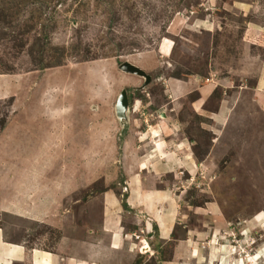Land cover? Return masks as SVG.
Instances as JSON below:
<instances>
[{"label":"rangeland","instance_id":"374dc122","mask_svg":"<svg viewBox=\"0 0 264 264\" xmlns=\"http://www.w3.org/2000/svg\"><path fill=\"white\" fill-rule=\"evenodd\" d=\"M251 1L245 16L223 9ZM249 22L264 25V0H0L4 239L60 252L58 228L96 230L93 201L108 192L121 207L116 222L140 236L129 264H264V103L252 91L264 35L245 39ZM123 62L149 82L141 87V78L118 70ZM173 81L188 91L170 101ZM122 90L127 114L119 124ZM219 103L230 108L212 123ZM156 136L163 158L154 156ZM183 145L199 163L194 171L180 167ZM125 176L140 191L171 193L169 237L160 239L155 226L139 231L144 215L126 204ZM56 186L68 217L54 215L57 229L1 210L2 199L29 193L34 212Z\"/></svg>","mask_w":264,"mask_h":264},{"label":"crops","instance_id":"0c3cea01","mask_svg":"<svg viewBox=\"0 0 264 264\" xmlns=\"http://www.w3.org/2000/svg\"><path fill=\"white\" fill-rule=\"evenodd\" d=\"M242 3L244 2H241L238 5L232 7L226 6L225 4L223 5V9H225L224 11H230L233 9L235 12L240 13L242 16L247 15L248 11H250L251 9L252 10L250 11V13L253 12L255 8L253 1L246 2V5ZM204 10L207 12L206 9ZM204 20L206 21V25H209V22L211 23V25H209L210 28L208 30H205L210 32L214 28V25L210 20ZM263 35L264 25L255 22H249L245 27L244 37L249 42H253ZM260 60V65H258L257 67L258 73L256 81L252 91L258 95L259 99H261V104H258L263 105L264 57H262ZM202 88L203 91L208 92L212 87L209 85H202ZM165 90L167 91L168 98L171 101L172 99L176 98L174 97V94L176 92H186L188 91V88H186V83H184L183 81H173L166 87ZM193 105V107L196 106L197 109L200 108V99L194 101ZM229 108L230 107L223 106L221 103H219L215 113L212 115V117L208 116V119H210L212 123L213 121L217 123H221L222 121L224 122L226 111ZM150 140L154 141L157 148L160 149V151L154 150L155 158H163L164 154H161L160 152L163 148L166 147H159L164 144H162L163 139H161L160 136H156L150 138ZM141 142H144V140H141ZM150 154L151 153H149V155ZM181 155L184 158V160H181L183 164H180V160L178 164L181 165L180 167L184 172L194 171V169L199 166V163L193 159L191 150L186 145H183L181 149ZM133 182H135V180H131L130 177L125 176L124 190L125 195L127 193L126 204L131 203L132 205L136 206L137 212L144 215V218L142 219V221L144 222H142V224L141 222H138L140 223L139 231H141L142 228L146 234L148 233V230L155 226L156 234L160 239L169 237L172 227L171 224H169L165 220L164 216L172 218V214L170 217L164 214L166 212H172L171 209H173L175 206L173 200L170 199L172 198L170 195L171 193H168L166 190L146 191L145 189H142L140 191L139 188H137V185H133ZM35 185L36 184H34V186ZM67 188L69 190L65 193L69 194L72 186L64 187L63 191ZM56 189L57 186L54 188L50 187L47 189L45 194H42V198L44 197L45 199L40 201V209L35 210L34 212L30 208L31 205L30 207L27 206L24 201L25 197L29 193H27L25 197L23 195L22 198L24 199L19 201L17 200V202L13 201V198L2 199L1 210L4 213L13 215L14 217L30 220L33 222L40 221L46 223L48 220H50L49 222L55 225V227L52 226V228L57 229L58 223L56 224L52 221L56 219L54 215L56 214L57 217H59V215L61 216L59 221L63 220L64 218H66L67 220L68 217H63L65 216V212H63L62 209L66 208H63L64 206L62 205V201H57L58 199L56 198V195L53 191ZM56 192L58 193V191ZM129 193L131 195H135L136 199H134V201H132V199L130 200V198L128 197ZM93 203H95L93 205V208L98 209L96 218L98 221V228L96 230L94 229V231L88 228L86 232L68 226H66V229L62 227V229L58 228L57 233H59V239L56 242V247L60 252H57V249L55 251H48L46 249H41L34 246L25 247L23 243L19 242L9 243L4 239L3 231L0 229V264H106L107 262H113L114 264L132 263L131 254L133 252V249L130 250L129 246L135 245L140 236L138 237L139 233L137 234V232L130 233L132 231H125V228L122 225L118 224V222H116V219L120 217V214L118 215V212L121 210V207H119L115 195L108 192H102L99 198L97 197V199H94ZM59 204L61 205L60 208H58ZM91 204L92 203L84 204L82 212L86 210L85 208H89ZM4 205H8L9 209L3 207ZM109 226L111 227L110 229ZM132 230L134 232V227L132 228ZM127 237H132L134 241L127 240Z\"/></svg>","mask_w":264,"mask_h":264},{"label":"water","instance_id":"95a60500","mask_svg":"<svg viewBox=\"0 0 264 264\" xmlns=\"http://www.w3.org/2000/svg\"><path fill=\"white\" fill-rule=\"evenodd\" d=\"M118 70H120L125 74L134 75L136 77L141 78L143 80V84L141 87L145 86L149 82V77L146 74H144L140 69L136 68L135 66L127 62L121 63L118 66ZM126 112H127L126 94L122 90L118 94L114 104V115L119 124H123L126 121V114H127Z\"/></svg>","mask_w":264,"mask_h":264},{"label":"trees","instance_id":"16d2710c","mask_svg":"<svg viewBox=\"0 0 264 264\" xmlns=\"http://www.w3.org/2000/svg\"><path fill=\"white\" fill-rule=\"evenodd\" d=\"M125 196V195H124ZM122 207L126 209V206L122 203Z\"/></svg>","mask_w":264,"mask_h":264}]
</instances>
